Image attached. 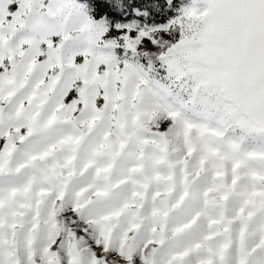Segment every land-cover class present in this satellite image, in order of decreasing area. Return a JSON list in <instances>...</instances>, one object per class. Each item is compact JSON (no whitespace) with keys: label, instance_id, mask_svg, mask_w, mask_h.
Returning <instances> with one entry per match:
<instances>
[{"label":"snow or ice","instance_id":"snow-or-ice-1","mask_svg":"<svg viewBox=\"0 0 264 264\" xmlns=\"http://www.w3.org/2000/svg\"><path fill=\"white\" fill-rule=\"evenodd\" d=\"M0 264H264V0H0Z\"/></svg>","mask_w":264,"mask_h":264}]
</instances>
